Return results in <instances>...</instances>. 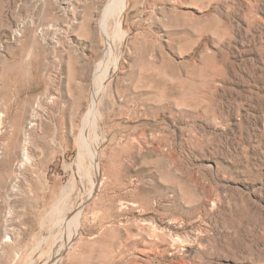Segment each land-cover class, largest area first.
<instances>
[{"label": "rangeland", "instance_id": "obj_1", "mask_svg": "<svg viewBox=\"0 0 264 264\" xmlns=\"http://www.w3.org/2000/svg\"><path fill=\"white\" fill-rule=\"evenodd\" d=\"M109 2L0 0V264H264V0Z\"/></svg>", "mask_w": 264, "mask_h": 264}, {"label": "bare ground", "instance_id": "obj_2", "mask_svg": "<svg viewBox=\"0 0 264 264\" xmlns=\"http://www.w3.org/2000/svg\"><path fill=\"white\" fill-rule=\"evenodd\" d=\"M125 6V0H110L109 2V5H108V8L105 12V15L108 14V16L110 15H114L115 13H123V7ZM107 16V15H106ZM123 17V16H122ZM106 19V18H105ZM103 20V19H102ZM104 21V20H103ZM104 23V22H103ZM106 25V24H105ZM102 28H103V32H106V27H103L102 25ZM122 33V32H121ZM115 35V34H114ZM126 35V34H124ZM114 41V40H113ZM112 44V43H111ZM99 67V66H98ZM101 69V68H100ZM108 72H106L107 74ZM105 74V75H106ZM104 75V74H103ZM104 75V76H105ZM107 76V75H106ZM108 79V78H107ZM100 85V84H99ZM101 86V85H100ZM102 87V86H101ZM82 155V153H81ZM82 159V158H81ZM81 161V160H79ZM79 216V214H78ZM77 223V222H76ZM77 226V225H76ZM74 227V226H73ZM77 228V227H76ZM76 230V229H75ZM72 236V235H71Z\"/></svg>", "mask_w": 264, "mask_h": 264}]
</instances>
